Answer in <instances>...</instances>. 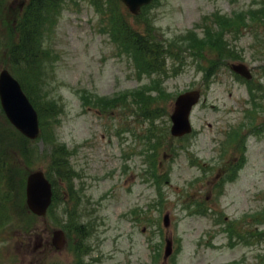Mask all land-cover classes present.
<instances>
[{
	"label": "rangeland",
	"instance_id": "obj_1",
	"mask_svg": "<svg viewBox=\"0 0 264 264\" xmlns=\"http://www.w3.org/2000/svg\"><path fill=\"white\" fill-rule=\"evenodd\" d=\"M5 1L6 11L0 16L2 41H6L27 0ZM256 2L157 0L147 13L139 17L129 15L128 19L143 33L148 25L146 19L150 18L157 39L165 43L196 30L204 16L217 10L230 15L235 26H239L251 9L259 8ZM122 10L127 13L123 7ZM233 10H247V14L234 16ZM56 13L58 18L54 23L52 19L51 26L46 25L42 39L53 58L46 55L43 68L35 71L38 81L31 84L26 79L28 74L15 71L29 88L32 85L38 101L45 98L57 103L56 108L47 107L45 132L72 151L71 163L77 171L73 184L79 192L77 221L92 225L86 242L94 250H90L84 262L264 264L260 259L264 255L263 241L232 247L223 232L229 222L233 226L244 223L249 230H264L252 219L253 214L264 210V110L255 115L249 113L253 105L246 84L224 67L208 87L193 61L166 81L168 95L158 101L165 110L156 121L159 125L169 129L177 94L198 89L205 100L192 112V134L180 140L165 139L158 155L157 180L143 156L147 149L144 135L149 128L143 116L119 110L101 113L84 106L81 100L83 91L90 92L92 97H112L141 88L144 83L135 74V60L119 50L105 31L107 20L88 1H67ZM263 27L258 23L243 27L246 31L236 43L243 50L244 60L236 62L245 63L252 70L255 83L264 87ZM257 30L262 32L259 37ZM6 59L0 57V71L12 68L7 66ZM262 100L259 97L257 101ZM247 116L252 124H248ZM0 120L5 123L1 112ZM253 124L258 129L256 133L250 131ZM231 133L234 139L239 136L233 145L229 144ZM241 139L247 142L245 163L234 182L216 189L218 174L229 162L242 157ZM36 145L46 150L42 140ZM13 161L9 163L15 169L21 160ZM22 167V176L34 170L47 172L50 160L47 156L39 160L33 157L30 165ZM197 202L210 208L207 215L195 213ZM68 205L73 203L69 201ZM64 207L61 203L53 215L35 221L26 219L20 224L21 230L7 222L8 229L0 234V264H75L68 240L60 251L52 245L53 233L59 229L56 221L67 215ZM167 213L170 224L164 227L163 217ZM166 239L173 241L174 253L165 261Z\"/></svg>",
	"mask_w": 264,
	"mask_h": 264
},
{
	"label": "trees",
	"instance_id": "obj_2",
	"mask_svg": "<svg viewBox=\"0 0 264 264\" xmlns=\"http://www.w3.org/2000/svg\"><path fill=\"white\" fill-rule=\"evenodd\" d=\"M60 0H28L25 7L23 15L19 18V22L15 23L12 29L8 31L6 41L0 40V57H8L7 66H11L12 70H21L22 73L28 74L27 78L31 83H34L37 77L35 71L44 64L46 55L49 58H53L52 53L49 51L48 47H44L42 43L44 29L50 25L52 19L53 23L58 18L56 12H58L61 4ZM5 6V1L0 0V16L3 15L2 8ZM56 8V9H55ZM224 18L219 16L217 19L218 25H221ZM117 25V41L125 43L129 48L130 52L135 54L142 62L143 65L149 70H155L161 66L158 61L161 60L163 51L162 46H154L153 40L139 34L133 30L128 23L123 19L116 21ZM47 25V26H46ZM51 26V25H50ZM49 26V27H50ZM232 26V25H227ZM209 39L200 38L195 33H189V35L184 36L180 41V45L183 48H191L194 53L198 51L204 59L209 62V68H206L207 74L212 73L214 69H217L219 64L222 63L223 51L226 50V43L223 40V34L213 33V30L209 33ZM207 35V31L205 33ZM207 55H213V58H207ZM4 60V61H6ZM9 63V64H8ZM16 72V71H15ZM29 88L26 85L27 92L32 95V85ZM42 96V95H41ZM32 97V96H31ZM33 99V98H32ZM140 99V100H139ZM143 99V100H142ZM151 95H143L134 97L133 100L141 105L144 113L147 116L157 115L159 117L161 112L159 105L155 104L157 99ZM142 100V101H141ZM34 101V100H32ZM42 103L39 105L44 111H48L47 107H52L53 105L48 104V100L45 98H40ZM159 114V115H158ZM152 121V119H151ZM154 125V124H153ZM155 129H153L154 131ZM150 140L153 141V150L156 151L160 146V142L157 141L158 137L155 133H152ZM51 142V140H50ZM53 143V141H52ZM30 149L28 141L23 138L11 125L0 127V173L6 176V185L10 189L5 194V200L1 214H5L6 218L10 223H15L20 225L24 223L27 218L30 217L27 207L24 202L25 192L24 185L26 176L23 175V180L20 184L16 180L17 175H22L23 165L27 166L31 164L33 153ZM52 166L49 172L50 176L58 175L60 178L65 179L69 176V170L71 166L68 161V152L64 146L54 145L50 147ZM19 157V158H18ZM14 159L20 162L17 168H11L10 163H14ZM20 159V160H19ZM10 162V163H9ZM154 166L156 165V160H153ZM157 175V173H154ZM15 183V187L13 186ZM21 187V197L16 193V188ZM19 200V201H18ZM3 218V217H2ZM4 220V218H3Z\"/></svg>",
	"mask_w": 264,
	"mask_h": 264
},
{
	"label": "water",
	"instance_id": "obj_3",
	"mask_svg": "<svg viewBox=\"0 0 264 264\" xmlns=\"http://www.w3.org/2000/svg\"><path fill=\"white\" fill-rule=\"evenodd\" d=\"M130 9L137 13L140 7L151 0H123ZM239 73L250 78V73L243 65L235 66ZM0 97L3 107L11 122L25 135L35 138L38 135L37 114L31 107L28 99L21 90L18 82L11 76L8 70H3L0 74ZM200 94L197 91L187 92L178 97L175 103V111L172 114V133L181 136L191 131L189 123V113L194 104L199 100ZM51 185L45 179L43 173L36 172L29 176L27 181V202L31 210L44 215L51 202ZM166 224L168 216L165 217ZM62 232H56L54 245L61 248L63 245ZM172 251V244L169 241L166 248V256Z\"/></svg>",
	"mask_w": 264,
	"mask_h": 264
}]
</instances>
